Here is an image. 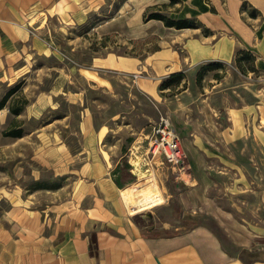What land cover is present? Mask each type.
Segmentation results:
<instances>
[{"label":"rangeland","instance_id":"1","mask_svg":"<svg viewBox=\"0 0 264 264\" xmlns=\"http://www.w3.org/2000/svg\"><path fill=\"white\" fill-rule=\"evenodd\" d=\"M125 1L104 0L101 6L79 16L49 14L53 12L50 10L48 15L32 16L30 19L37 18L36 24L28 25L25 21L26 27L48 50L29 51L14 66L15 70L6 71L7 79H0V99L19 83L8 96L6 106L0 109V134L4 137L0 141V214L12 203L38 210L65 203L71 213L94 203L95 193L100 195V185L92 182L102 169L94 167L99 165L100 152L93 147L92 132L86 135L80 127L84 113L95 128L100 124L109 128L104 139L109 149L102 154L109 161L106 176L122 187L113 200H106L112 201L115 209L130 214L125 191L137 194L144 188L146 192L153 187L147 185L154 184L161 202L135 213L134 220L143 226L155 224V232L160 234L184 231L195 223L179 202L180 191L185 189L181 180L189 177L209 184L205 192L221 207L232 211L241 221L260 227L264 233V50L259 54L251 52L256 71L248 70L246 74L236 69L234 60L204 62H221L223 66L202 74L198 89L207 119L201 115L196 118L184 106L182 110L173 109L162 100L168 95H161L160 90L161 99L155 101L129 74L93 66L94 57L107 54L143 57L162 41L174 45L177 32L182 30H167L163 39L158 35L163 32L162 27L152 25L144 31L138 30L151 12L160 11L175 19L187 18L194 24L190 28L195 35L211 33L197 17L183 15L182 0L151 5L140 19L131 15L134 27L128 29L117 16ZM243 7L248 13L252 10L245 4ZM115 16L112 30L103 32L96 27ZM42 17H46L44 22L40 21ZM80 68L97 69L112 85L105 87L97 83ZM90 70L83 71L97 79ZM214 72L221 74L222 82L225 77L234 81L213 89L217 95L213 101L216 105L222 102L216 110L206 103L211 85L219 81L213 77ZM97 80L101 82L100 78ZM21 104L18 114L9 110L10 106ZM186 113L190 117L186 118ZM161 117L171 122L181 140L184 138L186 170L166 162L160 164L158 155L151 152L150 132ZM187 120L194 124L192 129L197 130V136L189 131ZM13 125L22 128L20 136L2 134ZM222 129L226 133L222 134ZM145 177L151 183L141 184ZM87 190V197L81 199Z\"/></svg>","mask_w":264,"mask_h":264},{"label":"crops","instance_id":"2","mask_svg":"<svg viewBox=\"0 0 264 264\" xmlns=\"http://www.w3.org/2000/svg\"><path fill=\"white\" fill-rule=\"evenodd\" d=\"M160 1L126 0L117 16L131 29L135 22L131 15L140 19L147 7L167 3ZM103 3L104 0H0V79H7L6 71L15 70L14 66L29 51L45 53L48 50L26 27L25 21L30 25L36 18L30 19L32 16L48 15L50 10L53 12L49 14L79 16ZM244 4L252 8L251 12L254 10L253 15L246 11ZM180 11L184 16L197 17L211 30L210 35L198 36L191 33V28L176 29L165 26L161 20L144 18L138 30L144 31L152 25L162 27L163 32L158 34L161 39L168 34L167 30H182L177 32L174 45L162 41L163 45L143 57L111 54L94 57L93 66L129 74L155 101L161 99L158 84L162 78L182 70L186 87L162 100L173 109L182 110L184 106L192 111V116L207 119L196 82L198 66L209 60L232 62L239 49L261 53L264 50V0H182ZM117 16L96 27L103 32L112 30ZM83 70L90 69L80 68V71L97 83L105 87L112 85L108 78L96 72L97 69L90 71L101 82ZM227 81L234 82L225 77L223 82L219 79L211 85L206 102L209 108L216 110L222 104L216 105L213 101L217 98L213 89ZM190 114L186 113V118ZM190 123H187L191 127L189 131L197 136V130L192 129L194 124ZM80 127L86 135L92 132L93 147L100 152L99 165L94 167L102 169V173L92 182L100 185V195L95 193L90 207H80L78 212L72 213L65 203L48 206L45 210L12 203L0 214V264H264L261 228L241 221L232 211L221 207L205 192L209 184L200 179L184 177L181 180L185 189L180 191L179 202L195 221L184 231L160 234L155 232V224L143 226L136 222L134 215L138 212L125 214L115 209L113 202L106 200H113L122 187L106 176L109 161L102 154L109 149L104 141L109 128L102 124L95 128L84 113ZM223 132L226 133L222 129ZM2 139L0 134V141ZM182 141L185 147L184 138ZM158 162L162 164L161 160ZM88 193L89 190L81 199Z\"/></svg>","mask_w":264,"mask_h":264},{"label":"trees","instance_id":"3","mask_svg":"<svg viewBox=\"0 0 264 264\" xmlns=\"http://www.w3.org/2000/svg\"><path fill=\"white\" fill-rule=\"evenodd\" d=\"M172 2H173V0H170L169 3H172ZM250 13H251V15H253L254 10ZM148 19L161 20L165 26L174 27L176 29L194 27L193 26L194 24L191 23L190 20H188L187 18L175 19V18L166 16L160 12L149 13ZM253 60H254V56L252 55V53L250 51L239 49L234 56V66L236 67V69H238L243 74H246V72H248V70L256 71V68L253 66ZM222 66H223V64L221 62H217V63L210 62V63L203 64L199 68V70L197 71V74H196L197 85L200 86V79L202 77V74L206 70H208V69L209 70L210 69L216 70L217 68H220ZM220 75L221 74L218 72L213 73V77L216 79H219ZM18 85H19V83L15 84L0 99V109H2L3 107L6 106L8 96L17 89ZM185 87H186L185 73L182 70H178V71L171 72V73L167 74L166 76H164L162 78L159 86H158V89L160 90L161 95L171 96V95L181 91ZM164 90H167L168 93H165ZM22 107H23L22 104H21V106H15V107L10 106L9 110L14 114H18L20 112V110L22 109ZM22 132H23V130L20 126L13 125V126L9 127L8 129L3 130L2 134L6 135V136L18 137L22 134Z\"/></svg>","mask_w":264,"mask_h":264},{"label":"built area","instance_id":"4","mask_svg":"<svg viewBox=\"0 0 264 264\" xmlns=\"http://www.w3.org/2000/svg\"><path fill=\"white\" fill-rule=\"evenodd\" d=\"M150 138L151 152L158 155L161 163L166 162L179 170L187 169L188 160L184 154L182 140L167 118L161 117L152 125Z\"/></svg>","mask_w":264,"mask_h":264},{"label":"bare ground","instance_id":"5","mask_svg":"<svg viewBox=\"0 0 264 264\" xmlns=\"http://www.w3.org/2000/svg\"><path fill=\"white\" fill-rule=\"evenodd\" d=\"M44 20L45 18H43V21L42 20L41 21L44 22ZM36 21H37V18H34L32 21V24L35 23ZM151 181L152 180L146 179L145 177V180H143L141 184H144V182L151 183ZM149 186H153V187L146 189V192L144 191L145 189L142 187L143 189H140L137 192V194L128 193L127 190L125 191V198L127 199V206L130 211L129 213L140 212L141 210L148 208L151 205H156L159 202H161V196H160L158 188L155 187L154 184L152 185L148 184L147 187Z\"/></svg>","mask_w":264,"mask_h":264}]
</instances>
